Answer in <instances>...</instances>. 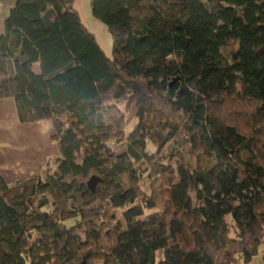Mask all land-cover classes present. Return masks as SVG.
<instances>
[{"label":"trees","instance_id":"trees-1","mask_svg":"<svg viewBox=\"0 0 264 264\" xmlns=\"http://www.w3.org/2000/svg\"><path fill=\"white\" fill-rule=\"evenodd\" d=\"M91 9L113 57L75 0H17L0 36V98L60 149L0 175V264L264 261V0Z\"/></svg>","mask_w":264,"mask_h":264},{"label":"crops","instance_id":"crops-1","mask_svg":"<svg viewBox=\"0 0 264 264\" xmlns=\"http://www.w3.org/2000/svg\"><path fill=\"white\" fill-rule=\"evenodd\" d=\"M17 0H0V36ZM43 31L41 23L34 24ZM39 67V64H34ZM36 70V69H35ZM52 120L22 123L13 98H0V175L7 183L24 180L46 168V162L58 156L59 146L52 139Z\"/></svg>","mask_w":264,"mask_h":264},{"label":"rangeland","instance_id":"rangeland-1","mask_svg":"<svg viewBox=\"0 0 264 264\" xmlns=\"http://www.w3.org/2000/svg\"><path fill=\"white\" fill-rule=\"evenodd\" d=\"M75 5L80 12V15H81L83 22L88 26L89 29H91V31H93L95 33L99 43L101 44V46L104 49V51L106 52V54L109 57H113V46H114L113 35L107 30V27L105 26L104 23L97 20L93 16L92 9H91V0H75ZM35 68L37 69V67H35ZM128 118L129 119H128V123H127V127H126L127 134L133 130V128L135 127V125L137 123L136 119H133L131 117H128ZM55 144L58 145L56 142H55ZM172 147H173V145L170 143L164 149V151L162 153L164 156L163 158H166L169 156V154L172 150ZM57 153H60V151H58ZM57 155L60 156V154H57ZM58 156H56V157H58ZM56 157L53 156L49 161L46 162V168L50 163L51 164L53 163V161L55 160ZM44 170H42V171H44ZM74 221L75 220H71V221H69L68 224H71ZM96 264H104V263L102 262V263H96ZM237 264H264L263 252L260 251L256 256H254L252 258V260L249 263L244 262L243 257L240 256Z\"/></svg>","mask_w":264,"mask_h":264}]
</instances>
